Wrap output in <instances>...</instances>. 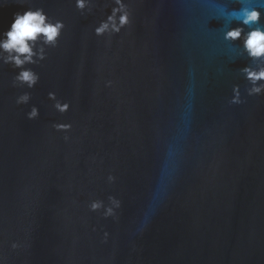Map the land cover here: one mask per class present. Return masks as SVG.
Segmentation results:
<instances>
[{"label": "water", "instance_id": "1", "mask_svg": "<svg viewBox=\"0 0 264 264\" xmlns=\"http://www.w3.org/2000/svg\"><path fill=\"white\" fill-rule=\"evenodd\" d=\"M112 3L0 0V33L27 7L64 23L33 88L0 59V264H264V92L241 72L264 61L224 39L238 0H125L97 36Z\"/></svg>", "mask_w": 264, "mask_h": 264}, {"label": "clouds", "instance_id": "2", "mask_svg": "<svg viewBox=\"0 0 264 264\" xmlns=\"http://www.w3.org/2000/svg\"><path fill=\"white\" fill-rule=\"evenodd\" d=\"M92 0H75L77 9L84 11L89 9ZM239 8L227 10L224 18L231 25L236 23V27L229 26L224 32V39L235 41L242 38L243 51L253 61H264V24L261 23L262 13L259 6L251 3V0H238ZM129 5L125 0H113L110 13L94 28L97 36L106 33H118L121 28L130 24ZM64 28L62 20L53 19L40 7L24 8L13 14L9 27L0 33V59L4 64H10L18 71L13 76L14 85H22L33 88L38 80L39 74L32 68L26 67L29 64H36L45 58L43 47L47 45L55 47ZM245 28L247 31L245 32ZM244 78L249 82L247 89L248 95H258L264 92V63L257 64L256 67L244 65L241 68ZM48 97L53 101V108L64 113L69 109L67 101L61 102L57 99L55 92L49 91ZM30 100V94L23 92L16 97L17 104H26ZM241 102L239 86L234 85L230 103L238 104ZM39 110L35 105L30 107L26 113L29 120L37 118ZM53 127L57 130H67L71 127L70 123H54ZM109 180L113 179L111 175ZM111 206L104 205L100 200H92L89 208L93 211L104 208L103 215L110 216L114 213V208L119 207V201L109 196ZM107 235V233H105ZM16 247L15 244L12 245Z\"/></svg>", "mask_w": 264, "mask_h": 264}]
</instances>
